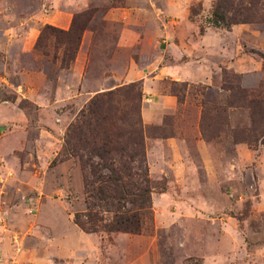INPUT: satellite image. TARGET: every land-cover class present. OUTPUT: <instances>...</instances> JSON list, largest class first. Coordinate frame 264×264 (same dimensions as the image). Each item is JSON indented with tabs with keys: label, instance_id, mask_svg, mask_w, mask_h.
<instances>
[{
	"label": "rangeland",
	"instance_id": "1",
	"mask_svg": "<svg viewBox=\"0 0 264 264\" xmlns=\"http://www.w3.org/2000/svg\"><path fill=\"white\" fill-rule=\"evenodd\" d=\"M214 1L0 0V264H264V19L214 25ZM87 9L66 66L59 35L34 48ZM131 64L150 208L139 233L84 232L68 127L110 88L131 108Z\"/></svg>",
	"mask_w": 264,
	"mask_h": 264
},
{
	"label": "trees",
	"instance_id": "2",
	"mask_svg": "<svg viewBox=\"0 0 264 264\" xmlns=\"http://www.w3.org/2000/svg\"><path fill=\"white\" fill-rule=\"evenodd\" d=\"M90 15L91 10L88 9L74 14L66 30L45 24L39 31L34 48H41L49 34L59 35L60 39L54 40L53 49L61 51L60 65L66 66V57L74 58ZM257 19H264V0H215L209 22L228 26ZM53 57H56L55 53ZM134 87H137L135 82L124 87L125 99L135 100L131 108L122 109L118 103L112 102L105 109L102 107L105 96L109 102L121 91V87H115L94 95L86 108L80 111L76 122L68 127V132L77 130L75 136H78L79 144L76 145V141L68 147L64 145L63 154L77 160L85 193L84 210L74 212L72 221L84 232L139 233L142 218L150 208L151 185L144 162L138 109L141 91L138 89L135 94H128ZM79 134L87 138L80 140Z\"/></svg>",
	"mask_w": 264,
	"mask_h": 264
},
{
	"label": "crops",
	"instance_id": "3",
	"mask_svg": "<svg viewBox=\"0 0 264 264\" xmlns=\"http://www.w3.org/2000/svg\"><path fill=\"white\" fill-rule=\"evenodd\" d=\"M76 1V4L78 3H81L82 1L84 0H75ZM108 13H111L112 12H108ZM63 28H66L65 25L62 26ZM176 70H172V68H168L166 71L163 72V68L160 67V69L157 71H155V76H158V77H161V74L162 75H170L171 79L174 78V79H183V75H180V73H177L175 72ZM142 72V70H139L138 68L135 69L133 64L131 65H128L127 69H126V72L124 73V78L126 79V81H130V82H133V81H137V80H141L142 77L141 76H138L140 73ZM164 73V74H163ZM124 83V82H123ZM111 89V88H110ZM171 99V98H170ZM173 101V99H171ZM67 245H65L64 247L62 246V244L59 245L58 249L60 252H63L67 247Z\"/></svg>",
	"mask_w": 264,
	"mask_h": 264
}]
</instances>
